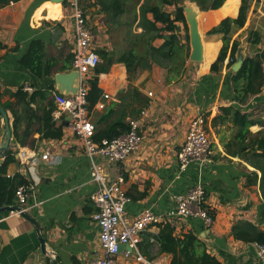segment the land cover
Instances as JSON below:
<instances>
[{
  "label": "crops",
  "instance_id": "crops-1",
  "mask_svg": "<svg viewBox=\"0 0 264 264\" xmlns=\"http://www.w3.org/2000/svg\"><path fill=\"white\" fill-rule=\"evenodd\" d=\"M261 4L264 5V0H253L251 4L250 10L256 5L255 18L264 17ZM83 10L88 21L91 22L94 16L98 18L94 25L98 26L99 32H104L103 14L98 8L87 5ZM168 11L171 12V8ZM235 12L228 2L224 7L205 12V15L200 13L199 24L203 30H210L223 18L233 17ZM106 36L105 33L97 46L94 35V48L112 50L116 47ZM209 37L211 39L205 40V61L198 64L188 60L185 71L170 82L166 80V71L158 66L137 73L132 85L138 89L140 100H148L147 106L141 108L142 115L136 111L139 109L137 101L126 97L128 81L122 64L114 63L108 73L98 75V87L102 92L99 101L104 102L105 108L101 110L94 106L89 113L95 134L118 121L128 124L130 119L137 118L141 146L119 165L108 163L101 157L94 160L103 166L108 181L122 175V188L129 199L125 214L129 218L147 209L165 216L174 208L175 196L200 184L205 191V203L214 216L213 225L207 228L198 219L174 218L171 223L175 234L192 233L222 264H259L254 243L235 239L232 229L248 223L264 231L260 173L244 158L234 154L236 128L231 119L224 122H214L213 119L220 115V108L233 106L250 115L253 124L249 131L252 134L264 129V122L260 121L264 87L245 105L237 104L230 76L221 71L217 79V75L209 72L221 47L219 35ZM32 42L42 45V56L36 60V73L19 63ZM124 43L121 41L120 44ZM161 43L159 40L154 45ZM73 44L70 12L62 8V4L47 0H19L0 8V106L6 111L11 131L8 151L15 158V163L8 167V175L18 173L29 182L26 214L38 225L46 246L43 254L30 219L16 213H2L0 264H51L53 260L56 264H92L102 255L98 243L99 229L93 220L97 207L92 195L98 186L91 180L89 157L68 124L63 126L61 139H41L39 132L43 126V113L56 107L54 96L62 94L57 89L55 75L71 71ZM207 45L215 49V57L206 67ZM210 54L213 57L214 51L211 50ZM33 94H36L33 101L28 102ZM104 95H108V99H104ZM197 115L205 118L211 162L190 164L184 172H179L177 152L183 145L190 121ZM51 116L57 124L62 123L54 119L53 112ZM4 135L5 126L0 115V145ZM20 147L36 150L37 164H20L17 159ZM46 151L57 157L54 163L40 159ZM2 160L3 157L0 163ZM254 173L257 174L256 182ZM156 232L157 226L143 232L139 250L148 261L169 264L170 256L157 255L156 248L147 254L144 252V235ZM149 241L152 242V238ZM114 264L142 263L119 254Z\"/></svg>",
  "mask_w": 264,
  "mask_h": 264
},
{
  "label": "trees",
  "instance_id": "trees-1",
  "mask_svg": "<svg viewBox=\"0 0 264 264\" xmlns=\"http://www.w3.org/2000/svg\"><path fill=\"white\" fill-rule=\"evenodd\" d=\"M18 1L0 0V8ZM85 1L88 2L89 7H96L98 12L103 14L105 26H109L112 30H124L123 39L125 42L123 48L95 50L99 55L100 63L93 69V75L87 82V110L90 113L101 97L98 75L108 73L111 66L118 63L125 67L127 74L126 97L134 102L137 101L139 109L136 111L141 114V108L147 106L148 100H140L138 89L132 85L139 71H149L153 66H158L166 71L167 82L185 71L189 58L188 27L183 14V3L186 0ZM189 1L196 3L201 12L217 10L228 2L234 7L236 14H232L233 17L223 18L206 33L207 36L219 35L221 41L218 55L212 63L215 49L207 45L206 67L211 63L209 72L218 75L223 68L229 70L235 62V55L241 44L240 40L233 39V36L245 26L253 0ZM168 8L173 10L169 12ZM159 40L162 43L158 46L154 45ZM247 42L252 47L260 44V33L250 31ZM41 50L40 42H32L28 53L20 59V65L30 68L36 73V60L41 58ZM211 50L214 51L213 57L210 54ZM50 72L51 66L47 73ZM229 80L235 95L234 101L241 106L260 94L264 87V48L257 49L252 55H247L239 71L232 73ZM20 94L16 93V95ZM35 95H31L28 102H32ZM22 97L25 98L26 95L23 94ZM54 109L55 107H50L41 117L43 122V126L39 130L41 139H61L63 136L62 123L57 124L51 116ZM219 111L220 115L214 117L213 121L224 122L227 118L231 119L234 128H236L235 142L233 143L234 154L244 158L252 168L260 173L259 188L264 198V129L252 134L249 127L253 121L250 120V115L242 113L240 108L229 106L222 107ZM127 129L128 124L118 121L104 131L96 133L94 141L111 139ZM16 139L19 140L17 134ZM13 163H15L14 155L7 151L0 163V208L16 207V189L19 186H29V182L20 174L8 175V167ZM254 178L256 182V173H254ZM232 233L235 239L246 243H264V231L257 230L248 223L244 226L233 227ZM151 238L152 242L149 241ZM143 243L145 254L149 253L152 248H156L157 255L170 256L169 264H222L206 251L205 244L192 233L175 234L174 225L170 222L158 224L155 234H145Z\"/></svg>",
  "mask_w": 264,
  "mask_h": 264
},
{
  "label": "built area",
  "instance_id": "built-area-1",
  "mask_svg": "<svg viewBox=\"0 0 264 264\" xmlns=\"http://www.w3.org/2000/svg\"><path fill=\"white\" fill-rule=\"evenodd\" d=\"M81 2L82 0H63L62 3V8L70 12L74 34L71 70L80 74V85L78 92L74 95L55 94L56 107L53 115L57 121H67L73 135L81 142L84 152L90 160L91 180L98 186V190L92 195V200L97 207L93 220L99 229L98 243L102 255L92 264H114V259L119 254L125 258H134L142 264H159L148 261L139 250V243L145 230L161 223H171L174 218L198 219L209 228L213 225L214 216L205 203V191L200 184L193 185L186 193L175 196V206L165 216L155 214L148 209L134 218L126 216L125 205L129 199L122 188V175H118L112 182L108 181L103 166L94 159L101 157L108 163L117 165L123 163L141 146L140 123L137 118L130 119L127 131L111 139L94 141L95 128L87 110V82L93 69L100 63V58L93 46L94 35ZM104 99H108V95H104ZM95 106L101 110L105 108L103 101H98ZM204 126V115H197L190 121L183 145L177 152L179 172H184L190 164L211 162V143ZM17 159L24 166H33L38 162L37 151L20 147ZM40 159L54 163L57 157L46 151L41 154ZM30 188L31 186L25 185L16 189L15 197L20 210L11 213L18 215L22 212L26 213ZM39 204L37 203V205ZM120 245L124 246L122 252L118 250ZM254 246L258 263L264 264V243H254Z\"/></svg>",
  "mask_w": 264,
  "mask_h": 264
},
{
  "label": "water",
  "instance_id": "water-1",
  "mask_svg": "<svg viewBox=\"0 0 264 264\" xmlns=\"http://www.w3.org/2000/svg\"><path fill=\"white\" fill-rule=\"evenodd\" d=\"M51 3H59L62 4L63 0H47ZM189 1V0H186ZM184 1V3L186 2ZM190 3L195 4V7L183 6V14L185 17V21L188 27V37H189V58L188 60L194 63H201L204 60V46L205 41L202 38L200 29L202 28L199 24L198 15L201 13L199 10V7L196 5V3L189 1ZM183 3V4H184ZM245 59V55L243 51L241 50V46H239L236 55H235V62L231 66V70L233 73H236L241 68L243 61ZM55 82L57 85V89L59 92H61L63 95H74L78 92L79 85H80V74L77 71L71 70L68 73H58L55 75ZM0 115L3 119L4 126H5V135H4V141L0 145V158H2L6 152L8 151L9 145H10V136L11 131L9 128L8 123V117L6 114V111L0 106ZM67 121L62 122L63 126H67ZM20 210L19 207H1L0 208V214L4 212H18ZM21 216L26 217L30 219L26 213L22 212L20 213ZM31 223L35 226V230L38 234V239L40 243V249L43 254L46 253V246H45V240L42 238V236L39 234V227L35 223L34 220L30 219ZM124 246H119V252L123 251ZM49 256L52 257V254L49 253ZM51 264H56V261H52Z\"/></svg>",
  "mask_w": 264,
  "mask_h": 264
},
{
  "label": "rangeland",
  "instance_id": "rangeland-1",
  "mask_svg": "<svg viewBox=\"0 0 264 264\" xmlns=\"http://www.w3.org/2000/svg\"><path fill=\"white\" fill-rule=\"evenodd\" d=\"M81 3H82V7L88 5V2L85 1V0H82ZM183 6L184 7H187V6L195 7V4L190 3L189 1H186L183 4ZM263 6H262V4L260 5V7H263ZM172 10L173 9L171 8V11ZM205 14H206L205 12H201V15H205ZM255 15H257L256 5H254L253 9L250 10L249 14L247 15V21H246L245 27L242 30L238 31L233 36V39L238 38L240 40V42H241V44H240L241 50L243 51L245 57L247 55L254 54L257 49H263L264 48V17L263 18H255ZM97 19L98 18L94 16V18H93V20H91V22L88 21V24H89V26L92 29L93 35H95L97 37V39H95V40H97V46L100 45V42L104 39L103 35L105 36V33H106L108 35L106 37L108 38V40L111 43V45H115L116 47L123 48L124 45H122L120 43H121V41H124V39H123L124 38V30L123 29H115V30H112V29L109 28V26H105L104 25V21H103V25L105 26L103 29L105 31L103 32L101 30V32H99L98 29H97L98 26H95L94 25V21L97 20ZM252 24H254V25H252ZM255 27H257V30H255ZM208 30L209 29L203 30V27L200 29L201 35H202V38H203L204 41L206 39H208V40L211 39V37H209V36L206 35V32ZM250 31H258L260 33L261 42L257 46L252 47L247 42V37H248V34H249ZM182 35H183V33H182ZM97 46L95 47L96 49L98 48ZM98 49H100V47ZM225 63H226V61H225ZM203 64L204 63H202V65ZM223 71H224V73H226V76H231V74L233 73L232 70H231V68L229 70L223 69L222 72ZM218 78H219V74L217 75V79ZM261 110H263V113H262L263 115L261 114L260 121H263L264 122V107L263 108L261 107Z\"/></svg>",
  "mask_w": 264,
  "mask_h": 264
},
{
  "label": "bare ground",
  "instance_id": "bare-ground-1",
  "mask_svg": "<svg viewBox=\"0 0 264 264\" xmlns=\"http://www.w3.org/2000/svg\"><path fill=\"white\" fill-rule=\"evenodd\" d=\"M55 4H58V3H55ZM205 61V46H204V60L203 62Z\"/></svg>",
  "mask_w": 264,
  "mask_h": 264
}]
</instances>
